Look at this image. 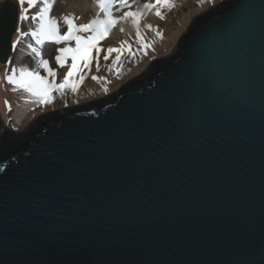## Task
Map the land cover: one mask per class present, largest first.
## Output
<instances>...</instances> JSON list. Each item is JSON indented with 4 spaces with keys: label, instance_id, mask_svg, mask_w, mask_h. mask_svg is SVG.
Masks as SVG:
<instances>
[{
    "label": "water",
    "instance_id": "water-1",
    "mask_svg": "<svg viewBox=\"0 0 264 264\" xmlns=\"http://www.w3.org/2000/svg\"><path fill=\"white\" fill-rule=\"evenodd\" d=\"M0 169V264H264V0L198 13L103 96L0 118Z\"/></svg>",
    "mask_w": 264,
    "mask_h": 264
},
{
    "label": "rangeland",
    "instance_id": "rangeland-1",
    "mask_svg": "<svg viewBox=\"0 0 264 264\" xmlns=\"http://www.w3.org/2000/svg\"><path fill=\"white\" fill-rule=\"evenodd\" d=\"M5 0H0V6ZM16 6V0H12ZM92 5L97 6V12L86 14L85 11H80L75 8L79 0H53V6L50 9L49 15L57 20L61 34L67 31L66 18L72 19L75 24L90 23L93 19H101L98 0H89ZM221 0H189L179 5V0H170L173 7H164L161 9L163 18L157 17L155 9L145 10L142 17V25L144 21H149L153 26L151 29L141 27V33L146 42L151 45L146 50L140 49L139 41L135 36V27L130 23H124V31L117 30L115 27L108 35L115 33L117 38L109 39L108 35L100 42L102 53L99 58V68L94 59L90 70H85L82 75L84 79L80 81L76 92H67L61 96L59 93H53L54 101L50 105H39L33 103L32 98L22 89L16 88L9 84L6 80V75H11V70L15 68L17 74L20 68H27L39 72L42 76L48 79H55L56 83H60L68 71V66L71 64L69 58L64 66H61L56 57L60 55L59 49L65 47V42L59 44L53 41H46L40 46L41 56L37 57L29 48L32 44L35 46V41L29 35L27 37H19L17 31L12 36V43L19 39L18 45L11 50V53L5 63H0V118L5 126L11 130L22 129L36 115L72 104L86 102L88 100L103 96L115 89L127 80L132 78L138 72L145 68L146 64L152 58L168 53L180 33L186 28L189 22L198 13L206 10L210 6L220 2ZM155 3V0H128V7L119 4L118 0L112 8L114 16H120L124 11H136L142 9L144 3ZM27 4H25V7ZM41 4L38 3L33 13L29 16V20L16 23V29L19 26L22 31H31L36 27V22L30 17L39 11ZM18 10V7H17ZM30 10V9H29ZM29 15V12H28ZM157 29L161 32V36H157ZM84 35H87L86 33ZM127 40L131 44L134 55L125 52L122 59L116 62V53H113L109 60L105 61L103 56L106 54V49L109 46L120 47L121 41ZM73 46H74V42ZM95 56V52H93ZM48 61L49 67L56 73L55 77H49L47 70L41 67V61ZM93 75L98 79H93ZM79 80V76L76 77ZM107 88V91H105Z\"/></svg>",
    "mask_w": 264,
    "mask_h": 264
},
{
    "label": "snow or ice",
    "instance_id": "snow-or-ice-1",
    "mask_svg": "<svg viewBox=\"0 0 264 264\" xmlns=\"http://www.w3.org/2000/svg\"><path fill=\"white\" fill-rule=\"evenodd\" d=\"M18 12L17 23L19 25L22 21L29 20V9L35 8L40 3L39 11L35 12L30 17L32 21L36 22L34 30L22 31L18 26L16 31L19 37L31 36L35 41V46L29 45L31 51L37 56H41L40 46L44 45L46 41H53L57 44L65 42L66 46L59 49L60 55L56 60L61 66H64L66 61L70 58L71 64L68 66V71L60 83H56L55 79H48L42 76L39 72L27 68H20L17 70L13 68L11 75H6V80L9 84L14 85L18 89H22L31 98L33 103L39 105H50L54 101L53 93H59L61 96L67 92H76L77 86L84 79L82 73L85 70H90V67L95 59L97 68H99V58L102 53L100 42L106 38L110 31L121 22H130L135 27V36L139 41L140 49L146 50L151 47L141 33V27L151 29V24L142 25V17L145 10L155 9L157 17L163 18L161 9L164 7H173L170 0H155V3H144L142 9L136 11H124L120 16H114L112 8L117 0H98L99 7L104 13L102 19H93L90 23L75 24L72 19L66 18L67 31L61 34L57 20L49 15L50 9L53 6V0H16ZM119 4L128 7V0H118ZM25 4L27 6L25 7ZM7 0H5V6ZM123 32L124 28L121 27ZM87 35H84V34ZM157 36H161V32L157 29ZM74 42V46L73 43ZM19 43V39L13 42V48ZM125 45H127V52L134 55L133 48L127 40L121 41L120 47L109 46L106 49V54L103 56L105 61L109 60L113 53H116V62L122 59L125 52ZM95 52V56H93ZM41 67L47 70L49 77H55L56 73L49 67L48 61L42 60ZM79 76V80L76 77ZM98 79V77H93ZM107 91V88H105ZM2 171V169H0Z\"/></svg>",
    "mask_w": 264,
    "mask_h": 264
},
{
    "label": "bare ground",
    "instance_id": "bare-ground-1",
    "mask_svg": "<svg viewBox=\"0 0 264 264\" xmlns=\"http://www.w3.org/2000/svg\"><path fill=\"white\" fill-rule=\"evenodd\" d=\"M185 1H189V0H179V5L178 6H180V4L182 3H185ZM75 8L76 9H78V10H80V11H85L86 12V14H88V13H95V12H97V10H98V8H97V6H94V5H92L91 4V2L89 1V0H79V3L78 4H76L75 5ZM100 9V8H99ZM101 10V9H100ZM113 13V12H112ZM114 15V14H113ZM101 19L104 17V13L102 12V10H101V12H100V16H99ZM145 23L144 24H151L150 23V20L149 21H144ZM124 23L125 22H121L120 24H118L116 27H115V29H117V30H119L121 27H123V25H124ZM126 23H128V22H126ZM143 24V25H144ZM123 28H125V27H123ZM108 37H109V39H112V38H117V36L115 35V33L114 34H110V35H108ZM93 77H95L94 75H93Z\"/></svg>",
    "mask_w": 264,
    "mask_h": 264
},
{
    "label": "trees",
    "instance_id": "trees-1",
    "mask_svg": "<svg viewBox=\"0 0 264 264\" xmlns=\"http://www.w3.org/2000/svg\"><path fill=\"white\" fill-rule=\"evenodd\" d=\"M36 6H37V5H36ZM36 6H35V8H36ZM35 8L29 10V16L33 13L32 11H34ZM14 34H15V33H14ZM17 45H18V44H16L15 47H16Z\"/></svg>",
    "mask_w": 264,
    "mask_h": 264
},
{
    "label": "clouds",
    "instance_id": "clouds-1",
    "mask_svg": "<svg viewBox=\"0 0 264 264\" xmlns=\"http://www.w3.org/2000/svg\"><path fill=\"white\" fill-rule=\"evenodd\" d=\"M128 81V80H127Z\"/></svg>",
    "mask_w": 264,
    "mask_h": 264
}]
</instances>
